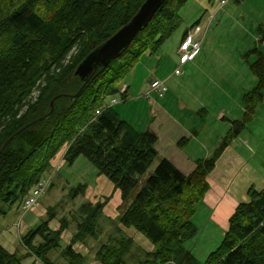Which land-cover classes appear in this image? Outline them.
I'll return each instance as SVG.
<instances>
[{"label":"trees","instance_id":"trees-1","mask_svg":"<svg viewBox=\"0 0 264 264\" xmlns=\"http://www.w3.org/2000/svg\"><path fill=\"white\" fill-rule=\"evenodd\" d=\"M144 1L0 0V150L10 136L48 113L57 94H74L81 88L76 67L128 23ZM188 1L166 0L131 45L103 66L75 99L57 98L49 118L19 132L0 152V198L10 203L24 200L53 169L65 147L66 163L73 165L84 156L120 189L122 204L127 206L115 235L96 251L98 264H130L134 258L136 264H264V185H250L248 200L237 205L222 241L204 261L186 246L199 230L193 217L198 206L205 204L208 176L264 100L263 25L258 26V43L245 54L255 56L250 68L257 83L243 95L244 116L232 120L231 132L211 156L198 158L190 173L159 157L155 131L139 127L118 110L117 105L130 97L128 87L123 89L125 81L146 53H156L177 30L182 20L179 11ZM108 97L120 101L109 105ZM204 110H198L199 114ZM156 160L155 171L144 179ZM86 188L80 184L73 196ZM108 200L82 204L77 231L62 251L69 264L84 262L85 256L74 244L100 235ZM48 211L49 220L21 237L26 255L0 242V264H57L49 254L61 246L68 219L53 228L55 209L50 206ZM124 228L141 232L153 249L140 248ZM37 237L40 241L35 243ZM135 247L141 256H135Z\"/></svg>","mask_w":264,"mask_h":264},{"label":"rangeland","instance_id":"rangeland-1","mask_svg":"<svg viewBox=\"0 0 264 264\" xmlns=\"http://www.w3.org/2000/svg\"><path fill=\"white\" fill-rule=\"evenodd\" d=\"M250 3L251 2L248 4ZM221 7L226 8L228 12H220L215 18L210 17L208 22L206 21L203 23L202 21V31L206 30L207 27L209 29H207L206 35L204 36V38L207 39V43L204 45L205 48L201 49L202 53L200 51L198 52L192 62L196 63L199 59V65L195 64L191 66V69L188 68L187 70L184 66H181L182 73L177 76L174 73L175 76L171 79L168 78L165 80L159 78L160 80H164L169 88L175 86L178 80L182 81L181 93L179 95L176 93L175 96L180 100L186 97L193 100V106L200 104L198 101H195V98L198 97H191L193 93L198 92L196 83L202 84V82H206L204 74H213L215 68L222 67L224 58L233 56L236 50L239 51L246 44L241 36L243 32L241 31L240 25L248 24L253 18V16H250L245 11V9L249 7L247 5L246 7H240L235 2H228L224 6L221 4ZM239 9H242L244 19L240 22H235L233 20H235L237 16L240 17L242 14L239 12ZM204 13L205 10L200 0H189L185 6L181 8L179 14L182 20L179 27L155 55V58H157L155 61H159L160 66L157 68L154 65L151 69L154 71V77L166 78L171 74V71L173 72L174 66L178 63V61H176L175 49L183 36L184 29L193 26L194 22H198L197 20H199ZM202 34L204 35V33ZM148 54L149 52L146 53L145 57H147ZM149 64L151 65L150 62ZM157 79L158 78L153 81ZM213 82L216 87V81ZM210 83L212 82L210 81ZM126 87L127 86L123 85V89ZM150 91L153 92L152 83ZM168 92L169 90L166 94ZM171 92L172 91H170V94L172 95ZM109 100H111V103L108 102ZM217 100L218 102L231 104L229 97L227 99L225 96H217ZM107 102L109 105L119 103H113L114 99H112V97H108ZM117 106L124 117L131 119L130 114L125 111V103H123V101ZM221 123L219 125L218 122L214 121L211 122V125L215 126L212 127L216 128L225 136L231 132L232 123L230 126L228 123ZM195 127L199 129V126ZM208 130L211 129L208 128ZM204 136H202V139H204ZM231 142L235 143L237 147L242 150L250 162L256 166L264 176V100L259 103L252 118L246 122L245 127ZM65 150L66 147L61 151ZM158 163V160L153 163L145 174L144 179L155 171ZM255 175L256 173L251 174L248 172L243 178L240 177L242 180L240 186L244 184L246 177L253 178ZM42 179L48 180L47 188L40 197L38 203L27 212L23 209V199H19L15 203H10L0 198V242L19 255H26L28 253L27 247L23 243L21 237L31 228L49 220L48 209L51 206L55 209L54 218L50 221L51 227L57 228L63 218L68 219V227L62 235L61 246L51 251L49 256L57 264H69L67 258L62 255V251L71 242L73 235L77 231V222L82 215V204L89 201L96 203L109 199L104 208V216L100 219V235L97 238L90 237L83 242L74 244L75 249L85 256V260L82 264H98L95 259L96 251L103 243L108 241L111 235H115L119 216L125 211L127 206V204H122V201L119 200L117 194L118 189L115 188L114 183L108 177L99 174L96 166L84 156L78 157L73 165L66 162L61 165L59 160L55 161L53 169ZM253 180L258 188L263 187L264 179L259 175L255 176ZM80 184L87 185L86 191L74 197L73 190ZM114 188L116 189V193L113 194ZM214 219L215 218L212 216V209H210L207 204H200L193 217L199 230L196 236L186 242V246L194 252L201 261H204L207 256L217 248L224 236L225 227H223L222 222ZM124 231L135 239L136 244L140 248L146 250L153 249L152 243L141 232H138L134 228H124ZM39 241L40 237H37L35 243ZM133 251L136 257L141 256L140 249H136L135 247ZM29 257L27 260L30 261L32 258ZM136 261V258L130 259V264H136Z\"/></svg>","mask_w":264,"mask_h":264},{"label":"crops","instance_id":"crops-1","mask_svg":"<svg viewBox=\"0 0 264 264\" xmlns=\"http://www.w3.org/2000/svg\"><path fill=\"white\" fill-rule=\"evenodd\" d=\"M200 1L205 10L203 16L197 20V23L201 25L202 21L203 23L208 22L212 14L217 16L220 12H228L226 8L221 7V0ZM228 2L237 3L236 0H229ZM249 2L251 3L248 4ZM237 4L240 7L247 5L249 8H246L245 11L253 16L248 24L240 25L239 23L243 32L241 36L246 44L239 51L235 49L236 53L233 56L224 58L222 67L215 68L213 74H204L206 82L196 83L198 92L193 93L191 97H198L195 98V101H198L199 105L193 106V100L187 97L180 100L175 96L176 93L179 95L182 90V81L179 80L175 86L168 87L169 92L167 94L160 95L150 91L154 79L166 80L178 75H174V70L179 65L178 47L185 33L192 26L183 31V36L175 49L178 63L168 77L161 78L153 75L154 71L151 69L154 65L157 68L160 66V62L155 61L157 59L155 58L156 52L154 54L149 53L147 57L145 54L124 83L128 87L130 95L126 102H123L125 103V111L130 114L139 127H149L156 132L158 136L156 148L159 157L171 160L186 174L194 169L195 161L198 158L211 156L224 137V134L213 128L215 126L211 125V122L216 121L219 125L221 122V124L228 123L230 126L232 120L241 119L245 113L243 95L252 90L257 83V77L250 68V61H253L255 56L247 58L245 54L258 43V26L263 25L264 27V0H243ZM239 12L242 13L241 19L237 16L233 21L240 22L244 19L242 9H239ZM194 24L196 23L194 22ZM206 43L207 39L204 38L200 52L201 49L205 48ZM192 62L193 60L184 64V68L187 70L195 64L199 65V59L196 63ZM213 81H216V87ZM170 91H172V95ZM217 96H225L227 99L229 97L231 104L218 102ZM200 109L205 110L199 114L198 110ZM195 126H199V129ZM184 137H187L188 141L183 142ZM64 155L65 151H61L54 162L59 160L62 165L65 162ZM248 172L256 173L255 176L259 175L264 179L262 172L250 162L235 143L231 142L219 157L215 169L208 176L210 190L204 199V203L212 209V216L222 222L225 230L228 228L230 215L240 202L248 200L247 191L251 184H255L253 180L255 176L253 178L246 177L244 184L240 186L241 178L246 176ZM117 192L119 200L122 201L120 189ZM114 193H116L115 188L113 189Z\"/></svg>","mask_w":264,"mask_h":264},{"label":"water","instance_id":"water-1","mask_svg":"<svg viewBox=\"0 0 264 264\" xmlns=\"http://www.w3.org/2000/svg\"><path fill=\"white\" fill-rule=\"evenodd\" d=\"M166 0H145L141 5L137 13L132 19L123 25L118 31H116L111 37H109L104 43L92 50L76 67L75 75L79 76L83 85L74 94L59 93L50 102V111L41 117L35 119L31 123H28L19 131L10 136L0 152L6 148L10 141L17 136L19 132L29 128L31 125L49 118L55 109V100L62 96H68L71 99H75L84 89V87L91 82L95 74L103 67L108 66L114 59L121 55L126 50L138 33L146 28L151 22L152 18L163 5Z\"/></svg>","mask_w":264,"mask_h":264},{"label":"built area","instance_id":"built-area-1","mask_svg":"<svg viewBox=\"0 0 264 264\" xmlns=\"http://www.w3.org/2000/svg\"><path fill=\"white\" fill-rule=\"evenodd\" d=\"M228 1L229 0H221V4L224 5ZM211 17H214V15H212ZM207 29L208 27L206 28V30L202 31L201 24H197L189 29L187 35L182 39L178 47L179 66L175 69V74H181V66L193 60L197 56L202 46V42L204 40V36L206 35ZM202 33H204V35ZM152 91L163 95L168 91V86L167 84H165L164 80L157 79L152 82ZM112 99H114L113 103L118 102L117 98ZM98 113H100V110H98ZM47 185L48 180L42 179L35 187H33L29 191L22 204L25 212L30 210L38 203L40 197L44 194Z\"/></svg>","mask_w":264,"mask_h":264}]
</instances>
